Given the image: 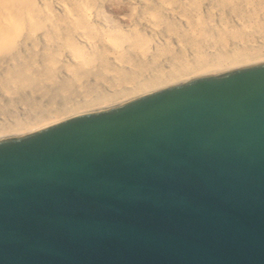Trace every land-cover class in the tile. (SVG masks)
I'll return each instance as SVG.
<instances>
[{"label":"water","instance_id":"water-1","mask_svg":"<svg viewBox=\"0 0 264 264\" xmlns=\"http://www.w3.org/2000/svg\"><path fill=\"white\" fill-rule=\"evenodd\" d=\"M0 264H264V63L0 141Z\"/></svg>","mask_w":264,"mask_h":264},{"label":"bare ground","instance_id":"bare-ground-1","mask_svg":"<svg viewBox=\"0 0 264 264\" xmlns=\"http://www.w3.org/2000/svg\"><path fill=\"white\" fill-rule=\"evenodd\" d=\"M264 63V0H0V141Z\"/></svg>","mask_w":264,"mask_h":264}]
</instances>
